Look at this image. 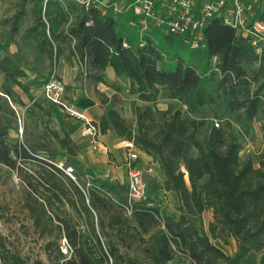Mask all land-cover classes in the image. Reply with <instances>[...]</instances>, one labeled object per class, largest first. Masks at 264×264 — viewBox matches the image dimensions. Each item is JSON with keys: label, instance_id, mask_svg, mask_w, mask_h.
I'll list each match as a JSON object with an SVG mask.
<instances>
[{"label": "trees", "instance_id": "trees-1", "mask_svg": "<svg viewBox=\"0 0 264 264\" xmlns=\"http://www.w3.org/2000/svg\"><path fill=\"white\" fill-rule=\"evenodd\" d=\"M69 2L63 8L58 0H17L0 45V71L26 89L16 78L24 72L8 46L31 3L32 23L21 39L32 43L37 54L54 59L68 47L85 65L91 82H105L104 71L111 67L115 76L129 80V91L144 102L154 103L164 87L166 97L177 100L183 110L172 105L164 110L149 104L137 107L134 132L115 108L108 107L99 126L101 132L112 128L132 140L159 164L163 188L178 194L180 216L164 214L148 197L133 203L127 215V184L100 180L91 170V185L84 191L78 176L75 181L54 164L53 150L39 155L24 142L11 140L16 114L5 102L0 104V163L15 170L27 186L24 205L38 237L48 236L44 251L49 263L21 254L0 233V264H166L172 259L239 264L249 251H262L264 159L255 167L252 159L240 158L241 144L232 124L245 134L253 120L264 116V49L257 55L247 37L216 17L205 27V46L190 48L179 35L156 27L141 32L130 24V10L115 14ZM70 13L72 21L62 26ZM209 118L219 125L213 122L200 138ZM50 133L57 138L56 132ZM58 141L68 154L76 153L67 137ZM27 161L36 165L25 169ZM206 209L212 211L208 233L187 218L200 217ZM62 236L71 247L69 256L59 249ZM211 238L224 244L233 238L236 252L225 254ZM133 244L140 253L134 257L127 252Z\"/></svg>", "mask_w": 264, "mask_h": 264}, {"label": "rangeland", "instance_id": "rangeland-1", "mask_svg": "<svg viewBox=\"0 0 264 264\" xmlns=\"http://www.w3.org/2000/svg\"><path fill=\"white\" fill-rule=\"evenodd\" d=\"M58 2L63 8L70 3L69 0H58ZM17 8V0H0V45L4 43ZM32 15V4L27 3L25 12L18 22V31L14 34L11 44L8 46L10 54L14 55L15 64L24 72L23 75L17 76L16 78L25 84L26 90H31L30 95L24 90L25 88L23 89L13 80L6 79L3 72L0 71V90L8 93V95H0V104L7 102L10 107H12V104L16 108L15 114H18L13 119V128L9 132V137L11 140L24 142L32 150L36 148L34 151L39 155L47 156V151L53 150L55 152L54 162H63L65 165L75 166L79 170L80 177L78 182L82 189L86 191L84 183L88 178L86 174L89 175L88 169L79 166V162L73 156H62V153L55 150V147L60 145L57 139L50 138L49 133L44 131V129L39 133L37 128L33 129L35 133L31 131V137L22 136V131L24 133L29 132L27 126H25L26 120L24 112L27 114L25 109L28 107L31 108L34 104H40L45 100L41 95V88L49 75L55 73L57 77L63 80L69 96L72 97V94L78 91L97 99L99 107L104 110V114L108 107L115 108L126 119L134 132L136 128L135 110L137 107L142 110L146 104H149L153 108L164 110L169 105H172L175 108H181L183 110L184 106H181L177 100L168 99L163 91L164 87H160V93L156 101L150 103L138 99L136 94L129 91V80L125 77L115 76L111 81L106 80L103 84L91 82L85 75V65L79 62L75 55L70 53L68 47L65 48L62 55L54 59H50L46 55L37 54L32 43H25L21 39L24 30L32 23ZM73 17L74 15L72 13L68 14V20L62 26L70 23ZM0 56H2L1 50ZM32 98H34V102L31 101ZM18 102L22 103V108L18 107ZM0 115L3 116L1 109ZM203 115L208 116V113L205 111ZM216 121L219 123L218 120ZM213 122L215 120L213 121L212 118L208 119L206 126L201 130L200 138H204L209 126ZM232 130L237 134L241 144L239 150L240 158L252 159L254 166L257 167L258 160L264 159V116L253 120L250 124L249 131L245 134L242 133L239 125L236 123L232 124ZM120 138L122 140L125 139V137ZM108 155L109 153L107 152L106 156ZM31 165L35 166L36 163L27 161L24 165L25 169H29ZM113 184L124 185L126 182H114ZM26 190L27 186L17 172L0 163V233L9 240L10 247L20 251L21 254L39 257L45 263H49L47 253L44 251L45 240L48 236L46 238L38 237V234L34 231V224L30 212L24 205ZM200 197H202L201 193ZM151 200L160 208L161 201ZM168 202L171 205L169 207L171 211L174 209L179 211L180 201L177 204V200L173 198L172 200H168ZM187 218L189 223L192 224V222H197L199 217L187 214ZM101 238L102 240L106 239L105 236ZM120 249L123 252L125 251L121 245ZM127 252L133 257L140 254L134 244L127 249ZM259 252H264V245L263 250ZM176 263L187 264L185 261Z\"/></svg>", "mask_w": 264, "mask_h": 264}, {"label": "built area", "instance_id": "built-area-1", "mask_svg": "<svg viewBox=\"0 0 264 264\" xmlns=\"http://www.w3.org/2000/svg\"><path fill=\"white\" fill-rule=\"evenodd\" d=\"M69 1L85 8H96L101 11L111 9L115 14L130 10L134 15L130 24L139 28L141 32L156 27L165 33L179 35L183 44L190 48H203L205 46V27L211 18L216 17L221 19L223 24L233 28L237 34L247 37L257 55H260L264 49V21L256 16L259 0ZM41 95L48 102L57 105L61 111L79 119L82 124L80 135L88 138L103 152L107 151V147L98 141L101 132L99 124L65 98V84L55 73L49 75L44 81ZM11 106L16 111L12 104ZM214 125H219L216 120ZM121 144L128 148L125 160L128 177L125 212L129 215L132 204L147 197V184L142 178L141 169L137 166V152L133 141L124 139ZM54 164L67 176L77 180V174L72 166L65 165L63 162H54ZM86 176L88 178L84 184L85 188L91 185L90 175ZM77 184L79 185L78 182ZM79 187L81 186L79 185ZM59 249L67 256L71 254V247L64 236L59 240Z\"/></svg>", "mask_w": 264, "mask_h": 264}, {"label": "crops", "instance_id": "crops-1", "mask_svg": "<svg viewBox=\"0 0 264 264\" xmlns=\"http://www.w3.org/2000/svg\"><path fill=\"white\" fill-rule=\"evenodd\" d=\"M256 16L264 21V0H259ZM104 76L107 81H111L115 77L111 67H107L105 69ZM105 82H99V84H103ZM22 88L24 89V87ZM24 90L28 95H30L31 90ZM5 94L8 95V93L0 90V95ZM65 98L69 100L76 108L84 111V113L89 118L99 124L101 117L104 115V110L99 107L97 99L89 95H84L82 92L78 91H75L71 97L67 94L66 87ZM33 99L34 98H32L31 101L34 102ZM18 107L22 108V103L18 102ZM25 111L27 113L25 114L24 112V117L26 120L25 126H27L29 132L24 133L22 131V136L25 135V137H31V131L34 132L33 129L37 128L39 133L43 129L44 131H47L50 138H55L58 140V138L67 137L71 141V144L73 143L76 146L77 150L74 155H70L64 148L61 147V144L59 143L60 145L56 146L55 150H58L59 153H62V156H73L75 160L79 162V166H83L88 170H91L92 173L100 180L107 181L112 184L114 182L123 183L124 181L127 183L128 177L125 167V160L127 157L128 148L122 146V139L114 131V129L107 128L105 132H100V136L98 138L99 143L107 147V152L109 155L106 156L107 152H103L100 148L90 142L88 138L82 137L80 135L82 127L81 121L61 111L57 105H54L47 100H43V102L40 104H34L31 108H26ZM51 131L56 132L57 138L50 133ZM135 151L137 152V166L141 169L142 178L147 184V197H150L155 201H161L160 210L163 211L164 214H167L174 219H178L180 212L177 211V209L171 211L169 209L171 205H169L168 202V200L175 198L177 200L176 203L178 204V194L175 191H167L163 188L165 175L160 169L159 164L154 161L151 156L142 152L137 147H135ZM72 167L74 168L77 176L80 177L79 170L75 166ZM211 220L212 211L210 209H206L201 213V216L197 219V222H192V224L200 231H205L208 233L207 227ZM211 242L221 249L225 254L230 256H233L237 250L236 243L233 238L229 239L227 244H224L218 238L211 239ZM184 261L188 264V260ZM176 262H178L177 259H172L167 261L166 264H179ZM239 264H264V252L249 251L239 262Z\"/></svg>", "mask_w": 264, "mask_h": 264}]
</instances>
